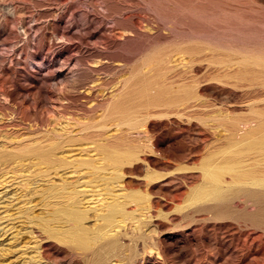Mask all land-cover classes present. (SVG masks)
<instances>
[{"label":"rangeland","instance_id":"1","mask_svg":"<svg viewBox=\"0 0 264 264\" xmlns=\"http://www.w3.org/2000/svg\"><path fill=\"white\" fill-rule=\"evenodd\" d=\"M263 128L264 0H0V264H264V187L192 198Z\"/></svg>","mask_w":264,"mask_h":264},{"label":"bare ground","instance_id":"2","mask_svg":"<svg viewBox=\"0 0 264 264\" xmlns=\"http://www.w3.org/2000/svg\"><path fill=\"white\" fill-rule=\"evenodd\" d=\"M255 135H257V134H255ZM255 135L249 136L250 138L254 136L251 139L249 145L264 147V128L261 130V132L258 136L255 137ZM34 153H35V155L39 161H42V162L50 161L51 152L49 150L37 149L34 151ZM121 155L122 154L117 150L110 152L106 155L107 159L110 160L112 162V164H114L115 169H118L119 163L121 161ZM123 156L128 159L131 156V153L129 151H127L126 153L123 154ZM233 157H235V156H233ZM227 161H228V159H227ZM230 161H232V160H230ZM237 165H238V163L236 164V162L233 161L230 163H226L225 165H213V163H212V165L206 164L205 166H203L204 167L203 168L204 177H205L207 185L202 187V188H199L197 191H195V193L192 197L193 200L195 199V201H197L199 199H204V198L215 199V198L220 197L222 190L219 187V183H220V181H222L221 180L222 175H223V173L230 172V171H235V174H233L234 182L249 183L250 185L252 184L251 186L255 185V186L264 187V175H262V176L257 175L258 176L257 177L255 172L252 170V168L251 169L237 170V169H235V167ZM231 183H233V181ZM234 185H236V184H234ZM243 185H245V184H243ZM231 187H232V185H231ZM221 198H222V196H221ZM193 200H191V202ZM110 205H112V204H109V207H110ZM56 213L58 216L63 217L65 219V221L69 222V225L64 230L62 237L65 238L66 240L74 241L79 247H87L88 245L92 244L93 242H95L96 240H98L101 237V235L99 236V232H100L99 229H97L93 233H91L90 231H88V229H86V227L84 225H82V220L85 218V214H84V212L77 210L73 206L63 207L61 209H58ZM118 215L122 216L124 214L119 213ZM115 216H116L115 214L111 213L108 217L105 216L104 219H105L107 224H110L114 220ZM116 221H117V219H116ZM47 225L48 224L46 223V226ZM61 225L63 226V224H61ZM61 225H60V227H61ZM64 226H63V228H64Z\"/></svg>","mask_w":264,"mask_h":264}]
</instances>
